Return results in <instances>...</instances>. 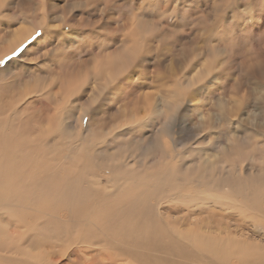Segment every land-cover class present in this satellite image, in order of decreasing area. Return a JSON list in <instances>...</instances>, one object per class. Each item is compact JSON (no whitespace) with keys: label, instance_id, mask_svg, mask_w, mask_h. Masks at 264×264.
<instances>
[{"label":"bare ground","instance_id":"1","mask_svg":"<svg viewBox=\"0 0 264 264\" xmlns=\"http://www.w3.org/2000/svg\"><path fill=\"white\" fill-rule=\"evenodd\" d=\"M10 1L12 0H0V26H4L2 27L3 29H0V61L5 59V57L14 50L24 45L40 29L42 30V28H44L43 40H47L48 44H51L49 42L53 39L56 40V38H60V43L58 44L59 51L55 53L56 56L51 52L50 54H48V52L44 53V51H48L44 50L41 52L44 53V57L47 58L50 55H54L53 68L58 67V69H66L76 67L78 75L83 76V78L82 81L78 83L76 81H79L81 78H75L76 81L74 82L71 80L72 76H70L71 79H68L69 77L62 76L64 74L58 77L56 75L57 78L45 74L43 77L46 76L47 79L43 80L42 77L41 80H38V78H36L35 81L27 82L28 85L23 86V91L20 92L18 96V93H13L18 97L17 100L7 104H2V102H0V113L3 114L4 112L5 114V116L3 114L4 117L2 116L4 120L0 123V223L3 221V216L7 215L6 212H10L12 216L32 214L35 217L26 223L25 231L19 228V236L23 234H25V236L28 235L26 232L33 228L32 230H38L40 234L62 236L67 233L71 236L80 237L82 241L90 239L104 240L106 238L111 240L124 239L127 241L126 245L120 243L110 244L117 246L123 253L126 251L129 256L138 260H144V258L132 250L133 245L144 246L151 251L163 255L162 257L167 258L205 256L233 257L235 254H246L249 255L250 258L264 259V124L258 125V127L256 126L257 128L252 129L247 126L246 132L237 130L235 132V137H239L241 134H246V137L243 142L237 138H233L230 143L222 149L225 158L222 159L218 165L211 163L209 158L206 160H202L201 158L194 160L190 155L191 151L194 150V143L190 145L183 144L181 142L183 138L177 130L178 124L175 115H180V111H182L181 109L183 107L191 106L189 102L191 101V97L189 96L185 99L184 97L190 94L192 90L204 82L205 78L211 74V70L209 69L211 65L213 69V66L216 68V65L221 62L219 61L221 59L219 52H221V54L224 52L221 51L220 48L216 49L217 44L209 47V49L207 47L205 53H199L198 55L199 58H207L208 63H211V65H207V61H205L206 65L202 62L204 66L201 64L202 67L198 68L196 75L193 74V77L189 75L191 78H184L185 80H181L182 82L176 85L175 82H173L174 86L173 88L171 87L172 90L169 89L171 92L170 96L168 95L169 97L163 98L162 104L153 103L154 94L151 100L147 95L148 93H146L147 96L144 97L142 92L144 97L143 99L141 98L143 100L142 110L144 107L148 110L145 114L149 119H137L138 117L136 119H131L132 121L129 123V126L142 129L150 125V127H148L151 128V133H149L150 136L148 135L147 137L145 135V137L138 139L139 141L132 145L123 144L118 141L119 139L117 138L121 135L117 134V132L110 133L112 130L110 132H101L99 129L96 130L90 127L88 117L92 114L94 116L93 112L101 101H110L112 96L110 99H106L107 94L104 93L109 85L110 87L112 86L111 89H119V85L123 82L121 77L125 74V67L128 66L130 61L140 57L139 54H137L134 59L132 57V52L141 53L148 51L145 49L152 48V44L154 43L153 39H155L156 35H163L162 30H156L157 25L154 26L152 24L154 23L152 22L153 20L146 21L141 13L134 14L130 20H126L127 18L124 20L120 16L114 23L120 28L119 33L115 34L114 55L110 53V55H108L109 57H100L99 53L96 52L98 56L95 58L94 56L91 57L87 63H84V65L78 69L77 64L80 61V57L76 52L79 51V46H76L77 42L75 40L72 41L73 38H71L69 40L73 42V46L75 47L72 49L70 48V50H65L66 47H63L65 46V42L68 41L66 36H68L70 32L62 33L60 28L64 26L63 24L71 15L79 12L77 11L78 9H82L84 13L90 12L91 8L86 11L84 10L87 4L91 5V0H85L81 3L78 2V4L76 1L75 3L66 1L67 5L64 4V8L62 9V12H65L63 17H56L52 9V11L45 10L46 0H37L36 4L37 7H39V11H36L35 14L37 15L34 17L29 15L32 14L31 11L24 7L21 8V5L17 14H10V12L5 9L6 5L7 8L8 6L10 7ZM94 1L96 2L97 0ZM16 3H19V1ZM49 3L48 0V4ZM94 3L92 2L93 7ZM196 3L197 2H195V4ZM48 4L46 5L48 6ZM227 4L230 5L229 2ZM236 4L237 3H234V5ZM151 5L154 6L153 3H151ZM238 5L239 4H237V6ZM256 5L257 0H253L252 2L249 1L245 7L251 10ZM100 6L102 19L100 18L101 20L98 22H100V27L105 30L104 32L107 35L109 28L111 29L112 26H110V23L106 20H111L109 16L111 14L113 16V13L109 12L108 5L100 4ZM55 7H57L56 3ZM158 7L156 9H158ZM184 8L186 9V7ZM165 10L166 9L163 11L165 12ZM167 10H169L168 7ZM146 11H148V9H146ZM186 11L183 12L186 13ZM157 12L159 11L157 10ZM150 13L151 12H149V14ZM200 13L202 15V12ZM238 13L234 15L240 18V14ZM157 16H155V18H160L159 14ZM188 18L186 19L188 20ZM13 19L17 20L16 23L20 25L18 28H13L14 30L11 29V22ZM233 19L236 20V18ZM204 22L203 19V23ZM216 22L217 19L214 20L213 24L214 37L216 36ZM75 25V27L80 28L79 30L71 31L75 36H77L75 31H80L83 28H89L90 30L91 27L90 23L87 21L83 22L81 25L78 23H75ZM197 25H195L193 32L196 31V34L204 32L201 33L200 38H203L204 35L208 37V31L212 29V26H206L203 29V27ZM100 27L97 28V30H100ZM113 27L117 28L116 26ZM153 28H155L156 32L152 35ZM170 36H172V33H170ZM191 36L193 37L188 38L187 36L186 38L188 39H185V42H189V39L193 40L194 38H196L194 40L198 41V35ZM173 37H175V35ZM176 37L178 39L180 35H176ZM39 39L40 38L37 40ZM171 39L175 40L173 38ZM180 40L182 41V39ZM186 47L183 46L181 48L182 52L185 53V58H187L186 55L188 50H190V54H194L197 51L192 50L190 48L191 46H188L190 49ZM125 50L130 52H126ZM201 51L202 50L199 52ZM28 53L29 51L27 50L26 54ZM147 55L149 56L150 54ZM30 56L32 59V55ZM26 57L28 58V55ZM87 58H89V56ZM167 59L166 61H168ZM224 59L223 63L228 61V58L226 61H224ZM229 62H231V60ZM139 63L141 62L139 61ZM263 63L264 62L258 59L255 62L253 61L252 63L243 65L240 70L245 78L255 75V77H258L257 73H262L261 70L263 69L261 65ZM183 64L185 66L187 63L184 62ZM225 64L227 63H224V65ZM157 66L156 64V67ZM166 67H169V65ZM137 68L140 69L139 67ZM171 69H173L172 66ZM166 70L168 71V68ZM195 71L197 70L195 69ZM6 73L7 72H5V74ZM216 73H214V75ZM14 78L15 77L12 79ZM33 78H31V80ZM124 79V81H126V77ZM71 81L74 83L71 84ZM92 81H95V85L93 90L89 92L91 94L89 98L86 99L85 104L83 106H78V112L76 111V106L73 107L71 111L68 110L73 103H76L77 100L82 98L80 95L93 86ZM60 82H64L65 85H61ZM245 82H250V80H246ZM243 84L244 81L237 86L240 87ZM258 84L260 86L264 85L263 80H256L255 85ZM0 85L3 84L0 83ZM141 85L142 84H139V87H141ZM164 86L165 85H162V87ZM19 87H15V90ZM121 89H124V87H121L120 90ZM134 90L136 89H133V91ZM1 95L4 94L0 90V97ZM78 96L80 97L77 98ZM138 96L140 95L138 94L137 98ZM30 98L34 99L32 100ZM25 99H30L28 100L29 103L36 101V104L43 100L45 103H50L51 101H55V103L54 107L48 105L46 109L44 108L43 113L47 114V116L40 118L38 114L36 119L34 117L35 120L33 123L35 125H32L33 133L29 132L24 135L21 122L14 125L12 124V118L15 113H17V105ZM155 102L157 103V101ZM29 106L32 107L33 105L31 104ZM48 112L50 113L48 114ZM24 113H21L22 116ZM30 115L32 114L26 116L25 119L28 122L32 120V116ZM146 115H144V117ZM68 117H72V119ZM127 120L129 121L130 119ZM233 123H241V119L238 118L237 120H233ZM113 129L116 128L113 127ZM256 134H258L257 139L255 138ZM54 138L60 140L59 145L50 144ZM109 138L113 141H107ZM197 139H202V137H197ZM201 144H203V142H201ZM110 145L120 146L116 152L103 151ZM34 147L38 148L39 152L37 156L32 154L31 149ZM209 149L210 148H206V150ZM52 167H54V173L51 172L53 169ZM101 167L106 168L111 174V177L105 184L101 182L100 177H96L98 173H94L93 177L88 175L92 169L95 171V169ZM47 171L52 175H49ZM45 172L47 174H45ZM122 194H128V199L131 200L132 203L119 208L121 203L120 196ZM61 208H71L74 216L70 217L71 215L69 214L70 218L67 221H64V219L61 220L59 216L54 214V212ZM14 231L7 233L9 238H15L17 236ZM0 237H2L1 239L4 238L3 224L0 225ZM71 242L74 243L76 240H71ZM256 264H264V261Z\"/></svg>","mask_w":264,"mask_h":264},{"label":"rangeland","instance_id":"2","mask_svg":"<svg viewBox=\"0 0 264 264\" xmlns=\"http://www.w3.org/2000/svg\"><path fill=\"white\" fill-rule=\"evenodd\" d=\"M18 1H19V3H16ZM18 1L17 0H16V2H15V0L10 1V7L8 6V8H7V5H6L5 9L7 11H9L10 14H13V13L17 14L18 10L20 9V5H21V8L24 7L27 10L32 12V14H29L30 16L34 17L37 15V14H35L36 11H39V7H37V4H36L37 0H24V2H23V0H18ZM66 1H68L69 3H75V1H76V3L78 4V2L81 3L85 0H73V1L72 0H60V2H59V0H57V2H56V0H49V2H50L49 4H48V0H46V4H48V6L45 4V10H48V11L53 10L52 12H54L53 14L56 17H63V15H65V12L63 13L62 9L64 8L63 7L64 4L67 5ZM112 1L113 0H101V2H100V0H97L96 1L97 3H96L94 0H91V2H90L91 5L87 4L85 6V10H84V11H86L87 9L91 8L90 12L84 13L82 9H78L77 11H79V12L76 11L77 15L76 14L71 15L72 14L71 13L70 14L71 16L69 17V19H67L65 21V23L63 22L64 26H62L63 28L62 27L60 28L62 30V33H65V32L69 33L70 32L69 35L66 36L68 38V41L65 42V46L63 48L66 47L65 50H70V48L72 49L73 47H75V46H73V42H71V40H69L71 38H73L72 41L75 40L77 42L76 46H79V51L76 52V54L80 57L79 58L80 61L77 64L78 69H80L84 65V63H87L91 57L94 56V58H95L96 56H98L96 54V52L99 53L100 57H102V56L107 57L108 55H110V53L113 54L114 45H115L114 40L116 39L115 34L116 33L118 34L119 29H120L114 23H115V20L117 18H119L120 16L124 20H125V18H127L126 20H130L134 14L141 13V15L145 18L146 21H152L153 20L152 22H154V23H152V24L154 26L157 25L156 30H162L163 35H161V36L156 35L155 36V39H153L154 43L152 44V48L145 49V50H148L149 52L148 51L141 52V53H133L132 52V54L134 55V56L132 55V57L134 59H135L137 54H139L140 57L142 55H144V56H142L141 58L137 57L135 60H132L128 63V66L125 67L126 68L125 74L121 77V80H123V82H122L123 85L122 84L119 85V89H117V88L111 89L112 86L111 87H110V85L108 86V88L106 89V92H104V93L107 94L106 99H110V97L112 96L110 99L111 102L110 101H108V102L101 101L100 104L96 107L95 111L93 112L94 116H93V114L89 115L88 123L90 124V127H93L96 130L99 129V130H101V132L102 131L110 132L111 130L112 131L110 133H112V132L116 133L117 132V134L121 135L119 138H117V139H119L118 141L120 143L128 144V145L135 144V142L139 141L138 139L145 137V135L147 137H148V135L150 136L149 133H151V128H148V127H150V125H148L147 127L145 126L142 129H138L137 127H130L129 126V123L132 121L131 119H136L137 117H138L137 119H141V118L142 119L144 118L143 120L149 119L148 116L145 114V112H147L148 110H146L145 107L142 110V103H143L142 99L147 95L150 98L151 97L153 98V96H154V98H153L154 102L153 103L159 104V105L162 104V102H163L162 99L170 96L171 92L169 89L172 90V88L174 86L173 82H175V85H176L178 83H181L185 79L193 77V74L194 75L197 74L198 68L199 67L201 68L203 63H204V65H206V64L211 65V63L210 64L208 63L207 58H205V57L199 58L198 55H199V53L200 54L205 53V51L207 50V47L209 49V47L215 46L214 44H217V46H218V47L216 46V49L220 48L221 51L224 52L223 54H221V52H219V54L221 55V59L219 61H221V62H220V64L216 65L217 70H216V68H214V66L212 69V65H211V67L209 68L211 70V72H210L211 74L205 78L204 82H202L200 84L202 86H200V85L197 86L194 90H192L190 92V94H188L187 96L184 97V99L186 97H189V96L191 97L190 98L191 101H189L191 106L190 107L186 106L189 110L186 107L185 108L183 107L181 109L182 111H180V115H177V114L175 115L176 119H177V124H178L177 130L183 138V139H181V142L185 145H190L191 143H194V150H192L190 153V155L192 156V158L194 160H198L200 158L202 160H206L209 158L211 163L218 165L219 162L225 158L224 154L222 153V149H224L227 146V144L230 143V141L233 138H237L238 140L243 142L244 138L246 137V134H241L239 137H235V132L237 130H241V131L246 132L247 126H248V128L252 129V128H257L258 125L264 124V93H263L264 92V88H263L264 85H261V86L259 84L255 85L256 80H263V82H264V63L261 65V68L263 69V70H261L262 73L261 74H260V72L257 73L258 77H255L256 76L255 75L253 77H246L245 78V76L242 74V72L240 70L243 65L252 63L253 61L255 62L258 59L261 62H264V0H257V5L251 10H248L245 7V5L249 1L252 2L253 0H245V1H243V0L242 1L241 0H220L219 1L218 0V2H217V0H196V1L189 0L190 3L188 0H143V1L142 0H114L113 1L114 3ZM117 1L119 2V4ZM192 1H193V3H192ZM92 2L93 3L95 2L94 7L92 6ZM195 2H197V3L195 4ZM214 2H217V3H214ZM226 2L227 3L229 2L230 5L227 4ZM55 3L57 4V7H55ZM151 3H153L154 6H152ZM234 3H237L239 5L238 6H237V4L234 5ZM100 4L106 5V6L108 5L107 7H108L109 12L113 13V16H112V14L109 16L111 18V20H106L107 22L110 23V26H112L111 29L109 28L107 35L104 32L105 30H103V28L100 27L101 26L100 22H98L102 19L101 14H100L101 13L100 12V10H101ZM242 4H244V5H242ZM174 5H176V6H174ZM233 5H234V9H233ZM58 7L60 8V10ZM148 7L151 9H149ZM157 7H158V9H156ZM167 7L169 10H167ZM184 7H186L187 11ZM229 7H230V9H229ZM163 8L166 9L165 10L166 13L163 11L164 10ZM93 9L95 11L96 10L97 11L95 12ZM114 9H116V10H114ZM146 9H148V11H146ZM157 10L161 13L157 12ZM234 10H235V12H234ZM93 11L95 12V14ZM168 11H170V12H168ZM183 11L184 12L186 11V13H184ZM149 12H151L150 13L151 15L149 14ZM163 12H164V14H163ZM200 12H202V15ZM157 13L160 15V18H158L160 20V22L157 18H155V16L158 15ZM237 13L240 14V18H238L237 16L234 15ZM170 14H171V16H170ZM233 15H234V17H233ZM162 16H163V20H162ZM164 17H167V18H164ZM182 17H184V18H182ZM168 18H170V19H168ZM186 18H188V20ZM233 18H236V20ZM175 19H176V21H175ZM183 19H185V20H183ZM203 19L205 21L204 23H203ZM216 19H217V22L215 25L216 36L214 37V35H213V24H214V20H216ZM237 19H238V21H237ZM13 20L11 22V24H12L11 29L18 28L20 25L16 23L17 20H14V21ZM199 20H201V21H199ZM85 21L89 22L92 28L90 27V30H89V28H83L80 31H75L77 36L73 35L71 32L72 30H79L80 29V28L75 27L76 26L75 23H78L79 25H81ZM183 21H184V23H183ZM223 23H225V24H223ZM201 24H202V26H201ZM195 25H197L199 27H203V29L206 26H208V27L212 26V29L210 28L212 31L211 30L208 31L210 34V35L208 34V37L204 35L203 38H200L201 33H204V32H200L198 34H196V31L193 32V30L195 29ZM226 25H228V26H226ZM113 26H116L117 28H114ZM2 27H4V26H0V29ZM99 27H100V30H97V28H99ZM49 28H51V27H49ZM177 28H178V31H177ZM179 28H181L182 30ZM55 29H59V28H55ZM156 30H155V28L152 29V35L155 34ZM44 32H45L44 28H42V30L40 29L37 32V33H40V35L37 36L36 35L37 33L35 35H33V36H36V39L33 40L32 39L33 36H32L24 45H22L23 46L22 51L18 52L17 55L13 56L12 54L14 51L17 50L16 49L9 54L10 56L8 55L5 57V59L2 60V61H4V63L0 64V72H1L0 83L3 85H0V90H1V92H3L4 95L6 94L5 96L1 95V97H0V99H1L0 102H2V104L3 103L4 104L11 103V102L17 100L18 99L17 96L19 95L20 92L23 91L22 89H23L24 85H28V83L30 81L31 82L35 81L36 78H38V80H41V78L45 74L50 75V76H55V77H56V75L58 77V76H61L62 74H64L62 76H65L67 78L69 77L68 79H71L70 76H72L71 80H73L74 82L76 81L75 78L76 79L81 78L79 81H76L78 83H80L82 81L83 76L78 75V73H77L78 70L76 69V67L75 68L70 67V68H66V69H61V68L58 69V67L54 66L55 68H53L52 64H53V60L55 59V56H56L55 53L59 51L58 44L60 43V38H56V40L53 39L51 42H49L51 44H48L47 40H45V39L43 40ZM101 32H103V33H101ZM170 33H172V36H170ZM99 34H100V36H99ZM173 34L175 35V37H173L174 36ZM176 35L177 36L180 35V37H178V39L180 38V39H182V41L180 39L178 40ZM191 35H198V41L194 40V39H196V38H194L193 40L189 39L188 40L189 42H187V41L185 42V39L193 37ZM187 36H188V38H186ZM152 37H154V36H152ZM38 38H40V39L37 40ZM171 38H173L175 40H172ZM169 39H171V40H169ZM96 40H98V41H96ZM111 40H113V41H111ZM200 40H201V43H200ZM193 41H194V43H193ZM229 41H230V43H229ZM87 42H88V44H87ZM89 42H90V44H89ZM105 42H107V43H105ZM38 43H40V44H38ZM189 44H191V45H189ZM205 45H207V46H205ZM177 46H179V47H177ZM183 46L184 47L187 46L186 48H189L191 46L190 48L192 50H195V51L197 50L194 53L195 55L190 54L189 53L190 50L187 49L188 50L187 55H186L187 58H185V53H183L181 50V48ZM42 47H44V48H42ZM19 48H21V46ZM110 49H111V51H110ZM27 50L29 51L28 54H26ZM44 50H48V51H44ZM200 50H202L203 52L202 51L199 52ZM43 51H44V53L48 52V54H50V52L54 53L55 56L50 55L46 58V57H44V53H41ZM125 51L130 52L127 50H125ZM61 52H65V51H61ZM67 52H69V51H67ZM29 54L32 55V59H31V56ZM105 54H106V56H105ZM147 54H150L151 56L150 55L148 56ZM27 55H28V58L26 57ZM19 56H20V58H19ZM88 56H89V58H87ZM178 56H180V57H178ZM225 56L226 57L228 56L227 57L228 61L224 62V63H227L228 65L227 64L224 65V63H223L224 58H225L224 61L227 60V58ZM25 57H26V60H25ZM159 57H160V59H159ZM155 58H157V59H155ZM166 59L168 61H166ZM229 59L231 60V62H229L230 61ZM27 60H29V61H27ZM156 60H158V61H156ZM195 60H197V61H195ZM198 60H200V61H198ZM201 60H203V61H201ZM250 60H252V61H250ZM26 61H27V63H26ZM135 61L136 62L138 61L137 64ZM139 61L142 64L139 63ZM205 61H207L206 64H205ZM184 62L187 63V64H185V66L183 64ZM11 63H12V65H11ZM27 64L30 66H28ZM156 64L158 65L157 67H156ZM181 64H183V65H181ZM168 65H169V67H166ZM171 66L174 70L171 69ZM192 66H195L196 68L192 67ZM223 66H224V68L226 66L227 67L224 69ZM129 67H131V68H129ZM137 67H139L140 69H138ZM220 67H221L222 71L220 70ZM229 67H231V68H229ZM162 68H164V69H162ZM167 68H168V71L166 70ZM11 69H12V71H11ZM52 69H53V72H52ZM54 69L57 72H55ZM195 69L197 71H195ZM63 70H65V71H63ZM130 71H131V75H130ZM169 71H170V74H169ZM172 71H173V73H172ZM5 72H7V73L5 74ZM174 73H175V75H174ZM214 73H216V74L214 75ZM126 74H128V75H126ZM172 74H173V76H172ZM189 75H191V77ZM213 75H214V77H213ZM13 77H15L16 79L15 78L12 79ZM125 77H126V81H124ZM31 78H33V79L31 80ZM42 79L44 80L47 78L45 76ZM246 80H250V82H245ZM73 81H71L72 83L71 82L70 83L73 84L74 83ZM127 81H129V82H127ZM243 81H244V84L241 85L240 87H238L237 85ZM7 82H11V83H7ZM19 82H21V83H19ZM94 82L95 81H92L93 86H91V88L87 89L90 91L86 90L87 92L85 91L82 95H80V96H82V98L77 100L76 103H73L70 106L71 108L68 110L71 111L72 108L76 106V111L77 112L79 111L78 106H83L85 104L86 99L89 98V95L91 94L89 92H91L94 88V85H95ZM18 83H19V85H18ZM13 84H15V85H13ZM60 84L65 85L64 82H60ZM124 84H126V85H124ZM139 84H142L141 87H139ZM162 85H165V86L162 87ZM207 85H209V86H207ZM11 86H13V87H11ZM15 87H19V88H16V90H15ZM121 87H124V89L120 90ZM143 87H144V89H143ZM8 88H9V90H8ZM129 88H131V89H129ZM166 88L168 89L169 92L167 91ZM133 89H136V90L133 91ZM256 89H258V90H256ZM6 90H7V92H6ZM205 90H207V91H205ZM134 92H136V93H134ZM142 92H143L144 97L142 95ZM234 92H236V93H234ZM11 93L12 94L18 93V94L16 96L15 94L12 95ZM119 93L121 96L119 95ZM146 93H148V94L146 95ZM242 93H244L245 95ZM110 94H113V95H110ZM138 94L140 96H138V98H137ZM80 96H78L77 98H79ZM15 97H17V98H15ZM152 98H151V100H152ZM30 99L33 100L34 98H30ZM30 99H28V100H30ZM35 99H37V98H35ZM28 100L25 99L23 102L21 101V103L17 105V108H16L17 113H15L14 117L12 118V124H14V125H17L18 123L21 122V126H22V130H23L24 135L26 133L32 132V127H33L32 125H35L33 123V121L37 118L38 114H39L40 118H44L45 116H47V114L43 113L44 108L46 109V107L48 105H52L54 107V103H55V101H51L50 103L49 102L45 103L43 100V101H39L36 104V101L33 103H29ZM155 101H157V103ZM40 103H41V105H40ZM26 104H27V106H26ZM28 104L29 105L32 104L33 106L31 107ZM105 105H106V107H105ZM138 107H141V108H138ZM26 109H28V110H26ZM40 110H41V112H40ZM38 111H39V113H38ZM24 112H27V113H24ZM21 113L22 114L24 113L25 116L24 115L22 116ZM40 113H43V114H40ZM49 113L50 112H48V114ZM3 114H4V112H3ZM3 114L0 113V116H1L0 117V123L2 120H4L3 117L5 116V114H4V116H3ZM29 114H32V115H30V116H32V120L30 121L31 123L28 122L27 120H25L26 116H29ZM144 115H146V116L144 117ZM34 117H35V119H34ZM112 117H116V118H112ZM68 118L72 119V117H68ZM238 118L241 119V123H237V124L233 123V120H237ZM127 119H130V120L128 121ZM253 125H255V126H253ZM113 127L116 128L117 130L113 129ZM145 128H148V129H145ZM0 129H1V126H0ZM131 130H133V131H131ZM136 130H138V131H136ZM141 130H142V132H141ZM204 134L207 136H205ZM197 137H202V139H197ZM255 138L256 139L258 138V134H256ZM107 141H113V140L109 138V139H107ZM59 142H60V140L58 138H54V140L50 144L59 145ZM201 142H203V144H201ZM61 145H63V144H61ZM119 146L120 145H118V146L110 145L103 151H105V152L106 151H109V152L115 151L116 152V151H118ZM206 148H210V149L206 150ZM114 149H117V150H114ZM110 150H112V151H110ZM131 150H133V149H131ZM31 151H32V154L34 156L38 155L39 151H38L37 147L32 148ZM52 168L53 169L51 172L54 173V167H52ZM47 173L49 175H52L49 171H47ZM47 173L45 172V174H47ZM94 173H96V174L98 173L96 177H100L101 182L104 184L111 177V174L108 172V170L106 168H103V167L97 168V169H95V171L92 169L90 174H88V175L93 177ZM120 201H121V203L119 205V208H122V207L132 203V201L128 199V194H122L120 196ZM6 213H7V215L3 216V218H2L3 221H2V223H0V225L3 224V229H4V238L1 239L2 237H0V240H1L0 241V264H256L258 262L264 261L263 258H250V256L246 255V254H235V255H233V257L205 256V257L167 258V257H162L163 255H161L157 252L151 251L144 246L133 245L132 250L144 258V260H138V259H134L131 256H129V254L126 253V251L123 253L119 250V248H117V246L110 244V243H120L122 245H126L127 241H125L124 239L111 240L109 238H106L104 240L90 239V240H83L82 241V239L80 237L71 236L67 233L63 234L62 236H54L51 234H42V233L40 234L38 232V230H32L33 228L30 231L26 232L28 235L25 236V234H23V235L19 236L18 235L19 228H21L23 231H25L26 223L29 222L31 219H33L35 216L32 214H23V215L12 216V214L10 212H6ZM54 214L59 216L61 220L64 219V221H67L70 217L74 216V213H73L71 208H61V209L57 210L56 212H54ZM13 231L17 234V236L15 238H9L7 233L13 232ZM36 231H37V233H36ZM71 240H76V242L73 243V242H71Z\"/></svg>","mask_w":264,"mask_h":264},{"label":"snow or ice","instance_id":"3","mask_svg":"<svg viewBox=\"0 0 264 264\" xmlns=\"http://www.w3.org/2000/svg\"><path fill=\"white\" fill-rule=\"evenodd\" d=\"M36 35L38 36V35H40V33H37ZM32 39L35 40L36 39V36H33ZM22 50H23V46H21V48H19L16 51H14L12 55L15 56V55L18 54V52H20ZM2 63H4V61H0V64H2Z\"/></svg>","mask_w":264,"mask_h":264}]
</instances>
